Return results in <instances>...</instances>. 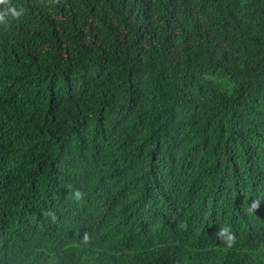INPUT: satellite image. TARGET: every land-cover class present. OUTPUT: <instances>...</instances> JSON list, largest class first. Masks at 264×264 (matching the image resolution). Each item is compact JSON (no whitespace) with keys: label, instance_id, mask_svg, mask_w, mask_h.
<instances>
[{"label":"trees","instance_id":"16d2710c","mask_svg":"<svg viewBox=\"0 0 264 264\" xmlns=\"http://www.w3.org/2000/svg\"><path fill=\"white\" fill-rule=\"evenodd\" d=\"M10 3L0 264H264V0Z\"/></svg>","mask_w":264,"mask_h":264},{"label":"clouds","instance_id":"9594fccd","mask_svg":"<svg viewBox=\"0 0 264 264\" xmlns=\"http://www.w3.org/2000/svg\"><path fill=\"white\" fill-rule=\"evenodd\" d=\"M54 3H58L59 0H53ZM0 5H4V9L0 10V25L8 27L12 20H19L25 12L23 7L17 8L16 6L10 3V0H0ZM75 199L80 201L84 197V193L80 190H76L74 193ZM260 207L259 201H252L251 206L248 208V212L252 213L253 211L258 210ZM53 219L55 216L53 215ZM216 236L218 239L222 240V242L228 247L232 248L236 243V236L231 231L229 227H222L217 230ZM83 242L88 244L90 242L89 235L87 233L83 236Z\"/></svg>","mask_w":264,"mask_h":264}]
</instances>
